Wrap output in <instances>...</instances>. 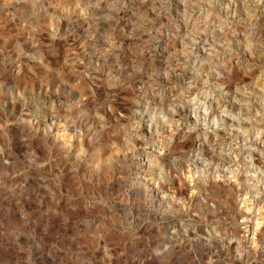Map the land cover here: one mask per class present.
Listing matches in <instances>:
<instances>
[{
	"label": "clouds",
	"instance_id": "9594fccd",
	"mask_svg": "<svg viewBox=\"0 0 264 264\" xmlns=\"http://www.w3.org/2000/svg\"><path fill=\"white\" fill-rule=\"evenodd\" d=\"M0 233L22 264H264V0H0Z\"/></svg>",
	"mask_w": 264,
	"mask_h": 264
},
{
	"label": "rangeland",
	"instance_id": "374dc122",
	"mask_svg": "<svg viewBox=\"0 0 264 264\" xmlns=\"http://www.w3.org/2000/svg\"><path fill=\"white\" fill-rule=\"evenodd\" d=\"M66 92L67 90L65 88L61 89L62 99L65 98ZM69 99L72 98L69 97ZM44 115L43 108L39 103H37L36 107L31 109V118L34 120H42ZM17 131H19V127L17 128ZM214 190L220 196H224L228 193V189L224 186L216 187ZM21 242H23V237L21 238ZM0 264H22V261L17 259L15 246L11 243V240L2 233H0Z\"/></svg>",
	"mask_w": 264,
	"mask_h": 264
},
{
	"label": "bare ground",
	"instance_id": "6f19581e",
	"mask_svg": "<svg viewBox=\"0 0 264 264\" xmlns=\"http://www.w3.org/2000/svg\"><path fill=\"white\" fill-rule=\"evenodd\" d=\"M221 190V189H220Z\"/></svg>",
	"mask_w": 264,
	"mask_h": 264
}]
</instances>
